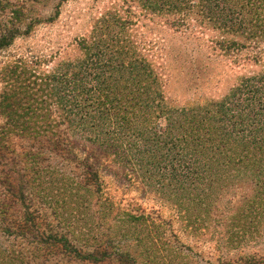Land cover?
<instances>
[{"label":"rangeland","instance_id":"rangeland-1","mask_svg":"<svg viewBox=\"0 0 264 264\" xmlns=\"http://www.w3.org/2000/svg\"><path fill=\"white\" fill-rule=\"evenodd\" d=\"M195 117L248 134L262 163L245 143L184 147ZM258 139L264 0H0V202L13 227L45 216L87 252L105 237L135 264H264ZM11 242L0 232V261Z\"/></svg>","mask_w":264,"mask_h":264},{"label":"trees","instance_id":"trees-1","mask_svg":"<svg viewBox=\"0 0 264 264\" xmlns=\"http://www.w3.org/2000/svg\"><path fill=\"white\" fill-rule=\"evenodd\" d=\"M138 101L137 97H135L129 98L126 102L133 105ZM103 106L108 110L113 109L112 117L113 115L117 116L119 113L114 114V111H117L116 109L119 107L116 105L112 106L106 98L98 101L97 108ZM78 107L88 110L91 105H85L82 103L81 105L79 104ZM87 110L85 112V116H87ZM124 111L126 112L127 109ZM180 111L182 112V110ZM217 113L220 114L219 111ZM68 114L71 115V112ZM195 118L196 119L194 120L185 119L184 121L185 132L181 135L182 140L185 141L184 147L189 148L194 145L202 147L204 150H208L209 147H213V151L215 152L218 150L234 152L236 151V145L240 147L243 143H245V145L247 144L244 152L246 154V159L249 158L247 160L251 159L262 163L261 159H256L257 155L253 154V149L251 151L250 144L255 143L254 141L249 140L250 138L248 139V134H245L244 138H241L242 135H239V137H233L235 133L233 129H229L230 127H219L215 130V128H211L210 124H205L203 119H198V117ZM70 119L71 118L66 116V113H64L62 123H67V125H69L68 129L73 126ZM120 120L122 124H130L132 121L131 116H121ZM199 120H202L203 123ZM82 122L84 123L85 120ZM114 122L118 123V121ZM111 124L112 123H109L108 125ZM187 127L190 129L189 132ZM93 140L100 141L101 138H95ZM259 140L260 139H258V142H261V145L263 146L264 142ZM190 142L193 144L188 145ZM54 146L59 148L60 144L55 143ZM0 157L3 161L5 160V156H1V153ZM4 168L5 165H3L2 169H0V185H3L5 181L6 174L3 171ZM83 175L85 181H89L93 188H96L97 190L100 189L97 171L87 169L84 171ZM260 184L264 185V177L262 178ZM18 199L22 201V195H20ZM8 206V203L4 201L0 202V232L8 240L12 241L8 252L3 253V260L0 261V264H12L14 261H18L20 264H34L33 262L35 260H40L37 264H135L133 260H128L127 258L125 259L124 256H121L117 252H113L109 240L104 239L105 237H96L95 242L98 243V245L96 244L97 246L92 249V251L87 252L84 246H78L72 240L68 239L66 233L56 231L58 226H54L53 222L45 216H34L29 214L20 223L16 222L17 225L13 227L12 225L15 223L9 221L11 216H9V210L7 209Z\"/></svg>","mask_w":264,"mask_h":264}]
</instances>
